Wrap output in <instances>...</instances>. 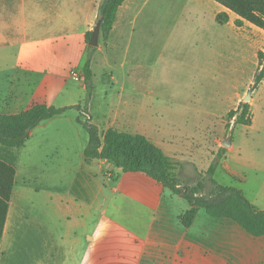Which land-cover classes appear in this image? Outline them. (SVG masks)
<instances>
[{
  "label": "crops",
  "instance_id": "1",
  "mask_svg": "<svg viewBox=\"0 0 264 264\" xmlns=\"http://www.w3.org/2000/svg\"><path fill=\"white\" fill-rule=\"evenodd\" d=\"M43 1L39 15L43 20L53 21V31L50 32L53 37L43 42L41 51L45 55L38 58L28 55L27 60L19 55L8 66L0 62V85L9 89V80L21 83L20 88L4 90L5 93L0 94V115H19L36 104L54 106L48 99L47 89L55 86L52 79L59 69L69 73L79 66L76 71L82 74L81 65L86 59L83 51L85 33L93 29L100 0ZM137 1L125 0L118 8L108 38L103 41L104 53L100 48L96 50L101 52L102 59L117 53L129 12ZM148 2L143 0L144 5ZM16 10L19 14L25 12L23 8ZM79 20L82 21L80 25L75 22ZM242 23L254 27L247 22ZM239 46L249 48L252 54V46L234 47ZM21 50L24 48L19 47L16 51ZM214 62L213 70L205 63L201 69L203 74L208 73V78L217 79L226 66L221 60ZM238 66L236 61L235 75ZM255 66H259V62L254 63L245 89L236 93L233 106L222 114H212L209 120L202 111L196 115H185L181 125L172 124L174 121L164 126L155 125L152 106L143 103L138 94L123 90H120L117 114L123 116L125 125L133 121L137 128L142 127L141 131L130 134L146 137L161 150L173 167L176 178L195 182L197 176L202 175L204 186L201 194H208L214 183L234 188L256 211H263L264 115L258 123L253 108L259 99L257 94L264 87V77L247 101L250 125H236L233 118L226 131L227 124L223 121L249 92ZM123 68L125 63L121 62L120 69ZM241 69L244 68L241 66ZM117 75L118 80V71ZM66 106L75 104L54 107ZM65 113L59 117H65ZM48 121L33 129L25 144L41 127L49 125L45 124ZM83 152V166L72 173L71 188L46 192L42 211L48 221L41 223L30 214L32 210L27 211L20 206L21 198L28 191L39 193L43 187L37 191L26 189L19 194L13 189L0 239V264H8V254L3 257L7 253L3 243L14 245L16 236L25 252L36 253V264H264V235H251L237 222L212 217L204 208H197L191 222L185 226L181 216L192 209L186 199L143 173H125L106 160L86 159ZM47 179L39 176L40 181L46 182ZM29 241L36 245V252L34 246H29Z\"/></svg>",
  "mask_w": 264,
  "mask_h": 264
},
{
  "label": "rangeland",
  "instance_id": "2",
  "mask_svg": "<svg viewBox=\"0 0 264 264\" xmlns=\"http://www.w3.org/2000/svg\"><path fill=\"white\" fill-rule=\"evenodd\" d=\"M207 2L149 0L144 5L143 0H138L129 12L117 53L104 59L101 58V52L96 51L100 48L104 53V40L101 36L94 51L87 48L84 40L85 57L95 60L94 64L92 60L91 89L84 88L83 76L76 71L80 69L79 66H75L73 69H77L69 73L59 69L54 75L55 79H52L55 86L47 89L52 105L58 107L75 104L80 106L79 109L74 108L65 113V117L48 121L45 124L49 125L35 132L24 148L11 152L16 155L14 192L19 194L26 189L37 191L44 188L39 193L28 191L20 200L21 209L32 210L30 214L44 223L49 220L42 211L46 192L71 188L72 173L83 166V146L88 138L85 130L76 126L75 122L82 127V123L88 120L100 132L108 128L129 133L142 130L133 121L125 125L123 116L118 115V99L122 94L120 90L134 92L142 97L143 103L150 104L155 113L153 122L159 126L173 121L175 123L172 124L181 125L185 115H196L202 111L209 120L212 114H222L233 106L236 93L245 89L254 63L259 62V54L264 62V33L254 27L244 26L242 22L237 23L238 18L234 14L219 5L215 7L214 1ZM41 3L43 6L45 1L0 0V62L6 63V66L19 55L24 60H27L28 55L30 58L45 55L41 50L44 49V40L53 37L50 34L53 21L41 18ZM18 8H23L25 12L17 13ZM222 12L228 15L223 26L215 21L216 16ZM75 22H79L78 25L82 23L81 20ZM235 45L252 46L253 52L251 54L249 48ZM19 47L24 50L17 52ZM216 60L224 62L227 68L222 70L219 78H208V73H202L201 66L205 63L213 70ZM236 61L239 64L237 75L234 74ZM121 62L125 63L123 69H120ZM83 64L84 59L81 71ZM241 70H244L242 74ZM258 70L259 66H255V75ZM117 71L120 74L118 80ZM252 80L254 82V78ZM11 82L9 80V89L0 85V94L21 87L20 82ZM257 95L259 99L253 112L260 123L264 115V87ZM249 96L250 92H246L244 100L248 101ZM223 121L227 124V131L230 120L225 117ZM0 154H5L1 145ZM170 172L175 176L171 165ZM39 176L48 179L43 182ZM177 180L181 187L195 186L202 180V175L197 176L195 182ZM204 190L208 191L206 188ZM15 238L14 245L6 246L3 243L7 251L3 257L8 254V264H36V253L25 252L22 242H18L20 238ZM29 243L36 252V245Z\"/></svg>",
  "mask_w": 264,
  "mask_h": 264
},
{
  "label": "trees",
  "instance_id": "3",
  "mask_svg": "<svg viewBox=\"0 0 264 264\" xmlns=\"http://www.w3.org/2000/svg\"><path fill=\"white\" fill-rule=\"evenodd\" d=\"M125 0H100L97 6V20H100V36L108 38L115 21L118 8ZM234 14L238 22H247L264 32V0H212ZM216 22H227V14L219 13ZM91 32L85 34L88 45ZM94 51V47L87 46ZM259 57V70L254 77L249 92L252 93L264 77V62ZM92 58L86 57L82 68L85 89H91L93 76ZM89 95V94H88ZM89 98V96H87ZM79 105L56 108L43 104L31 106L24 113L14 116H0V145L5 154H0V239L3 235L9 202L16 180V155L14 150L24 147L29 133L40 123L59 117ZM227 119L235 118L236 125H250V111L247 100H242L236 110L230 111ZM87 133V143L83 152L86 159L106 160L125 173H143L150 179L186 199L192 209L181 216L187 226L197 208H204L212 217L228 218L237 222L254 236L264 235V210L256 211L242 193L234 188L215 185L208 194H201V180L195 186L181 187L177 178L170 172V163L161 150L146 137L139 134L119 132L108 128L100 132L98 127L88 120L82 123Z\"/></svg>",
  "mask_w": 264,
  "mask_h": 264
},
{
  "label": "water",
  "instance_id": "4",
  "mask_svg": "<svg viewBox=\"0 0 264 264\" xmlns=\"http://www.w3.org/2000/svg\"><path fill=\"white\" fill-rule=\"evenodd\" d=\"M100 20H97L93 30L91 31V35L88 41V45L90 47L96 48L99 45V36H100Z\"/></svg>",
  "mask_w": 264,
  "mask_h": 264
}]
</instances>
